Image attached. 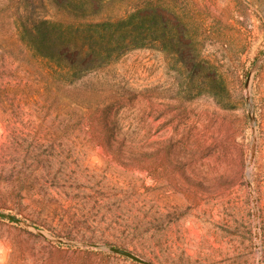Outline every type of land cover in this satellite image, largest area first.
I'll list each match as a JSON object with an SVG mask.
<instances>
[{"label":"rangeland","instance_id":"rangeland-1","mask_svg":"<svg viewBox=\"0 0 264 264\" xmlns=\"http://www.w3.org/2000/svg\"><path fill=\"white\" fill-rule=\"evenodd\" d=\"M137 6L152 44L70 84L29 32L67 10L0 0V264H264V0Z\"/></svg>","mask_w":264,"mask_h":264},{"label":"trees","instance_id":"trees-1","mask_svg":"<svg viewBox=\"0 0 264 264\" xmlns=\"http://www.w3.org/2000/svg\"><path fill=\"white\" fill-rule=\"evenodd\" d=\"M116 1L119 0H55L69 17H41L36 29L29 28L37 38V44L33 40L37 55L54 63L50 69L74 84L87 72L100 69L129 49L150 46L149 11L138 6L119 9ZM155 31V39L161 42L163 22L159 21ZM79 94L81 97L75 100L84 102L80 99L84 93Z\"/></svg>","mask_w":264,"mask_h":264},{"label":"water","instance_id":"water-1","mask_svg":"<svg viewBox=\"0 0 264 264\" xmlns=\"http://www.w3.org/2000/svg\"><path fill=\"white\" fill-rule=\"evenodd\" d=\"M0 216H4V217H9L10 219L12 220H18V218L14 215H11V214H7L3 211H0ZM90 246H93V247H99L101 246V244L97 243V242H90L89 243ZM108 248L115 252V253H118V254H121V255H124L126 257H129L131 259H134L140 263H144V264H153L151 261L137 255L136 253L132 252L131 250L129 249H126L124 247H120V246H117V245H109Z\"/></svg>","mask_w":264,"mask_h":264}]
</instances>
